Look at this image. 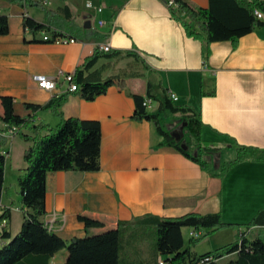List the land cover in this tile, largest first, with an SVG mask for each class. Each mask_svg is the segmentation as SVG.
Segmentation results:
<instances>
[{
	"label": "crops",
	"instance_id": "obj_1",
	"mask_svg": "<svg viewBox=\"0 0 264 264\" xmlns=\"http://www.w3.org/2000/svg\"><path fill=\"white\" fill-rule=\"evenodd\" d=\"M44 1L45 9L0 0V14L8 17L9 25L8 34L0 36V97H13L14 109L22 117L32 115L22 104L43 105L67 91L61 80L56 90H41L34 77H50L59 70L73 73L98 45L107 44L111 50L122 51L136 48L144 62L101 58L92 70L103 78L121 77L122 88L112 85L91 102L69 94L60 107V116L44 111L33 117L34 124L51 128L57 127L62 118L70 117L100 124L98 171H57L46 175V213L42 221L49 230L66 241L99 232L85 229L76 220L78 215L103 222L104 229L114 228L118 221L145 216L175 218L189 213H219L223 224L243 225L264 208V161L240 162L222 176H214L211 169L203 170L172 148L160 145L162 140L151 123L132 120L134 102L128 95H144L150 83L151 94L156 98L150 112H157V100L169 92L177 97L174 105L199 111L200 139L216 148L209 159L212 170L233 160L237 146L254 147L264 154V25L240 37L235 46L228 41L210 43L204 64L200 42L186 36L161 0H86L84 8L86 3L101 8L99 13L94 10V15L73 11L74 7H81L79 0H59L55 5L54 0ZM186 1L194 7L208 6V0ZM65 7L67 14L62 10ZM23 16L48 22L51 30L67 35L81 33L85 40L75 39L72 44L30 43L31 38L40 39L41 33L32 36L25 30ZM86 21L89 28L84 27ZM99 22L103 24L100 26ZM121 64H140L144 77L125 74L119 69ZM154 104L156 109L152 111ZM17 136H9L8 128L0 122V151L8 152L0 214L9 211L5 231L12 236L20 229L22 206L17 183H10L14 199L8 194L5 168L11 159L10 145L15 143L21 150V160L15 168L18 178L25 167L23 153L30 146V142ZM184 231L189 235L205 230L183 228L182 237ZM221 231L237 234L232 227ZM3 242L0 239V247ZM58 253L62 252L54 254L49 264H63L65 252L57 261Z\"/></svg>",
	"mask_w": 264,
	"mask_h": 264
},
{
	"label": "trees",
	"instance_id": "obj_2",
	"mask_svg": "<svg viewBox=\"0 0 264 264\" xmlns=\"http://www.w3.org/2000/svg\"><path fill=\"white\" fill-rule=\"evenodd\" d=\"M25 6H38L45 9L41 0H8ZM170 18L178 22L187 37L200 42L203 52V63L206 64L209 55V44L228 41L233 46L238 39L264 25L254 14L259 10L264 14V0H208L206 8L194 7L186 0H173V5H167ZM64 13L69 10L65 7ZM65 18V17H64ZM67 18V17H66ZM65 18V19H66ZM22 26L32 36L37 33H47L50 39L43 41L31 38L30 43H52L54 39L64 35L78 40H85L81 33L67 35L51 30L48 22H36L28 16H23ZM83 31V29H82ZM9 32L8 17L0 14V36ZM101 58H131L143 64L136 48L132 50H111L101 53L97 49L73 71L72 81L78 86L73 93L65 92L54 96L43 105L24 103L23 108L32 115L22 117L14 109L11 96H1L2 114L0 122L7 128H17L16 135L30 142L24 151L22 160L25 167L17 178L18 194L21 200L22 221L19 231L11 235L5 228L0 229V264H49L50 259L61 250H65L63 264H219L224 257H232L227 264H264V208L243 225L223 224L219 213L200 215L189 213L175 218L145 216L133 221H118L111 229H104L103 222L85 215L76 216V220L85 229H97L99 232L83 237H75L69 241L63 240L49 230L42 221L45 215V181L46 175L57 171L96 172L100 169V124L96 120L78 118H62L59 125L51 128L44 124H34L33 117L38 112L51 111L60 116V107L69 94L78 95L81 99L91 102L103 95L108 87L117 85L123 87L119 76L103 78L100 72L92 70ZM134 102L132 120L147 121L154 127L161 138L160 145L172 148L188 160L198 164L201 169H211L214 176H222L234 165L244 161H264V154L254 147L237 146L236 156L222 164L218 170H212L209 161L216 148L200 139L202 126L200 112L186 106H177L164 95L157 100L158 108L152 113L143 106L146 98L156 100L151 94V85L147 83L144 95L128 94ZM210 95H214L211 92ZM178 114L183 118V126L190 136L185 141L183 135L177 141L167 130L161 120ZM27 130L29 134L22 133ZM46 131V134H40ZM184 143L186 150L180 148ZM7 151H0V199L3 191L4 167ZM10 217L8 210L0 214V221ZM225 227L235 228L236 240L214 251L196 254L190 246H184L182 229L209 230L210 233ZM152 228L155 238L151 249L150 261H144L137 255L126 259L121 255L125 244L134 243L138 229ZM199 239L190 238L191 242ZM125 253V252H123Z\"/></svg>",
	"mask_w": 264,
	"mask_h": 264
},
{
	"label": "rangeland",
	"instance_id": "obj_3",
	"mask_svg": "<svg viewBox=\"0 0 264 264\" xmlns=\"http://www.w3.org/2000/svg\"><path fill=\"white\" fill-rule=\"evenodd\" d=\"M79 1H81L80 2L81 7L78 9L77 7H74L75 10L73 11L78 10L79 11L78 13L80 15H81L80 13L81 11L84 13H90L92 15L95 14L94 9L84 8V2L86 0H79ZM58 2L60 3L59 0H54L53 5L57 4ZM74 13H77V12H74ZM119 69H122L120 71H124L125 74L134 75V77H140V76L144 77V73H145L143 70V67L140 64L129 65V66L125 64H121ZM122 79H125V76H122ZM154 109H156V104L153 105L152 111ZM161 122L164 125H166V128L168 127V129L173 128L179 131L181 128L184 140L190 141L191 138L189 134L186 132L184 126H182L183 118L181 116L162 117ZM17 138L21 139V135H18ZM10 149H11V159L7 162V165L5 168L6 174H7V180H6L7 187H9L8 184L10 185V183L11 185L17 183V180H16L17 178L15 175V168L21 160L20 147L14 143L10 145ZM11 185L9 187L8 194L10 195L11 198L14 199V189H13V186L11 187ZM19 216L20 214L18 213L16 218H19ZM136 237H137L136 238L137 240H135L134 243L131 242L129 244H125V246L121 250V255L126 256V259H132L133 257H136L137 255L140 259H143L144 261L149 262L151 260L150 254H151V249H152V245H153L154 238H155L154 230L152 228L138 229ZM183 238H184L185 245L190 246L191 251H193L196 254H203L206 252L214 251L215 249H218L219 247H222L229 243H233L236 240V236H233L230 231L224 232L221 230L220 231L217 230L211 233L209 230H205L203 231V233L201 232V238H199L197 242H191L190 236L187 234L186 231L183 232ZM61 252H62L61 254L58 253V255L56 256L57 261L60 258H63V253L65 252V250H61ZM231 258L232 257H224L219 261V264H227V262ZM52 264H55V263L53 262Z\"/></svg>",
	"mask_w": 264,
	"mask_h": 264
},
{
	"label": "built area",
	"instance_id": "obj_4",
	"mask_svg": "<svg viewBox=\"0 0 264 264\" xmlns=\"http://www.w3.org/2000/svg\"><path fill=\"white\" fill-rule=\"evenodd\" d=\"M43 5L45 6L46 2L44 0H41ZM167 5H171V4H167ZM85 8L86 9H94L96 11V13L101 12V8L100 7H94L91 3H86L85 4ZM254 14L256 15V17L260 20H264V15L262 12H260L259 10H255ZM103 23L99 22V25L101 26ZM41 39L43 41H46L48 39H50V36L47 33L42 32L41 33ZM76 40L74 38H71L69 36H62V37H58L56 39H54V41L52 43L54 44H72L75 43ZM96 49L101 52V53H108L111 51V48L109 45L105 44V45H98L96 47ZM72 76L73 73H65L61 70H59L55 75L50 76V77H44V76H36L34 77V81L36 83V86L44 91H48V92H52L54 90H56L57 87V83L61 80L63 83L66 84L67 86V91L68 93H73L75 91L78 90V86L76 84L73 83L72 81ZM167 97L172 101L175 102L177 101V97L175 94H173L172 92H169L167 94ZM151 104L152 101L149 98H146L143 102V106L149 110L151 108ZM17 132V128L15 127H10L8 128V134L9 136L15 135ZM7 225V220L6 219H2L0 221V229L2 230L3 228H5ZM190 238L192 239H199L201 238V233L198 231H192L189 233Z\"/></svg>",
	"mask_w": 264,
	"mask_h": 264
},
{
	"label": "water",
	"instance_id": "obj_5",
	"mask_svg": "<svg viewBox=\"0 0 264 264\" xmlns=\"http://www.w3.org/2000/svg\"><path fill=\"white\" fill-rule=\"evenodd\" d=\"M84 27H85V28H89V27H90L88 21L85 22ZM182 126H183V125H182ZM169 129H171V128H169ZM170 134H171V135H172L177 141H179V139H180L181 136H182V129L180 128L179 131L174 130V131L170 132ZM180 148L183 149V150H186V149H187V146H186L184 143H182V144L180 145Z\"/></svg>",
	"mask_w": 264,
	"mask_h": 264
},
{
	"label": "bare ground",
	"instance_id": "obj_6",
	"mask_svg": "<svg viewBox=\"0 0 264 264\" xmlns=\"http://www.w3.org/2000/svg\"><path fill=\"white\" fill-rule=\"evenodd\" d=\"M166 1H167V4L173 5V0H166Z\"/></svg>",
	"mask_w": 264,
	"mask_h": 264
}]
</instances>
